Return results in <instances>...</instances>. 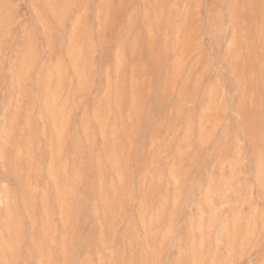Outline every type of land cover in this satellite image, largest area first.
<instances>
[{"label": "rangeland", "instance_id": "1", "mask_svg": "<svg viewBox=\"0 0 264 264\" xmlns=\"http://www.w3.org/2000/svg\"><path fill=\"white\" fill-rule=\"evenodd\" d=\"M0 264H264V0H0Z\"/></svg>", "mask_w": 264, "mask_h": 264}]
</instances>
